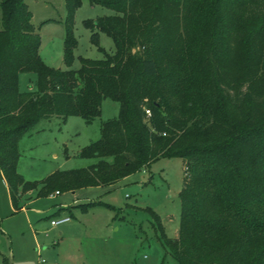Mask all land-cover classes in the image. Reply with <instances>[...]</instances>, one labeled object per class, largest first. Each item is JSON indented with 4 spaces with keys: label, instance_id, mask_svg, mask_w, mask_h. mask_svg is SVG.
Listing matches in <instances>:
<instances>
[{
    "label": "trees",
    "instance_id": "1",
    "mask_svg": "<svg viewBox=\"0 0 264 264\" xmlns=\"http://www.w3.org/2000/svg\"><path fill=\"white\" fill-rule=\"evenodd\" d=\"M87 1L113 14L83 21L103 58L80 57L72 70L81 0H64L65 69L40 57L24 0H0V175L15 212L28 191L46 197L111 185L178 158L185 177L177 236L168 238L148 210L165 256L175 264H264V0ZM24 73L36 81L21 92ZM105 99L119 104L118 116L79 152L95 163L26 181L17 170L21 138L54 117L89 124ZM95 206L111 208L75 207Z\"/></svg>",
    "mask_w": 264,
    "mask_h": 264
},
{
    "label": "rangeland",
    "instance_id": "2",
    "mask_svg": "<svg viewBox=\"0 0 264 264\" xmlns=\"http://www.w3.org/2000/svg\"><path fill=\"white\" fill-rule=\"evenodd\" d=\"M81 1L74 21L78 46L70 67L72 70L80 67V57L103 58L91 44V33L83 26V21L113 14L107 8ZM24 2L41 38L40 57L46 59L50 67L65 69L62 55L64 0ZM99 41L107 53L114 52L113 42L107 35L100 34ZM35 81L36 76L32 73L20 74L19 90L32 89ZM118 112L119 104L105 99L99 117L89 124L80 117H70L64 123L56 117L39 122L18 143L23 178L29 182L40 181L56 171L87 168L94 164L95 159L81 158L79 152L99 139L102 123L117 117ZM184 170L181 159H159L111 185L78 190L79 203L94 201L111 208L95 206L83 214L76 209L71 222L59 227L50 225L54 216L48 208L53 200L39 199L24 213L12 214L0 177V204L4 202L7 209L4 215H8L0 218V264L3 260L9 264H39L41 259L46 264H175L172 258L165 256L148 210L160 217L168 238L177 236L178 194L184 184ZM64 193L61 197L69 198L70 192ZM35 207L43 210V215H37Z\"/></svg>",
    "mask_w": 264,
    "mask_h": 264
},
{
    "label": "crops",
    "instance_id": "3",
    "mask_svg": "<svg viewBox=\"0 0 264 264\" xmlns=\"http://www.w3.org/2000/svg\"><path fill=\"white\" fill-rule=\"evenodd\" d=\"M62 49H63V43H62ZM43 61L46 64L49 65V63L46 61V59L43 58ZM20 158H21V156H20ZM19 161H20V159H19ZM19 161H18L17 170L22 175L21 170H20V164H19L20 162ZM0 177H1L2 182H3L2 189L5 191V193L7 194V197H8L7 205L9 206L12 214H18L20 212H23L24 213L25 211H27L28 207L31 204L34 205V204L37 203L36 202L37 200L44 199L45 198V199L53 200V203H51V205H50V207L48 209H49L50 212H53L54 219L55 218H61V217H69L70 220L68 222L62 224V225H65V224H68V223L71 222V219L73 217V212L76 209H78L75 206L78 205V204H81V203H79L78 190L70 192L69 198L68 197H63L62 198L61 197L62 196V193H58V192H53V193H51L50 195H48L46 197H32V195L34 193L36 194V191H28V192H26V193H24V194H22L20 196L19 199H20L21 202L20 203L18 202V205H19L20 209L15 212V210L13 209V207L11 205V201H10V197H9V192H8L7 185H6L3 177L1 175H0ZM80 190H83V189H80ZM58 197H60V198H58ZM91 202H94V201H91ZM4 205H5L4 202L1 201V204H0V218H2V217L4 218V217H7L8 216V215H4V214L7 213V209H6V207ZM37 207H35L36 208L35 209L36 210V214L39 215V216L43 215V212L44 211L41 210V209H38ZM68 208H70V211H67ZM78 210H80V209H78ZM80 212L82 214L83 213H86V212H82L81 210H80ZM0 221H2V220H0ZM59 226H61V225H59ZM59 226H56V227H59ZM60 235H62V232H60Z\"/></svg>",
    "mask_w": 264,
    "mask_h": 264
},
{
    "label": "built area",
    "instance_id": "4",
    "mask_svg": "<svg viewBox=\"0 0 264 264\" xmlns=\"http://www.w3.org/2000/svg\"><path fill=\"white\" fill-rule=\"evenodd\" d=\"M148 113V111H147ZM70 219L69 217H61V218H55L53 220L50 221V225L53 226V227H56V226H59V225H62L66 222H68ZM39 264H46L45 260L41 259L39 261Z\"/></svg>",
    "mask_w": 264,
    "mask_h": 264
}]
</instances>
